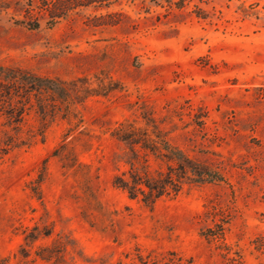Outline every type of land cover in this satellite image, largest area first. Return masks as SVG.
Listing matches in <instances>:
<instances>
[{"label":"rangeland","instance_id":"374dc122","mask_svg":"<svg viewBox=\"0 0 264 264\" xmlns=\"http://www.w3.org/2000/svg\"><path fill=\"white\" fill-rule=\"evenodd\" d=\"M174 1L0 0V81L66 89L40 94L43 140L5 144L0 112V264H264V0ZM151 121L223 180L186 177L153 207L114 186L112 130ZM40 126L31 111L20 136Z\"/></svg>","mask_w":264,"mask_h":264},{"label":"trees","instance_id":"16d2710c","mask_svg":"<svg viewBox=\"0 0 264 264\" xmlns=\"http://www.w3.org/2000/svg\"><path fill=\"white\" fill-rule=\"evenodd\" d=\"M49 1L52 6L60 2V0ZM96 1L76 0L73 4L85 5ZM183 2L184 0L174 1L177 6H181ZM6 70L8 72L3 75V78L9 79L15 76L11 73V69ZM16 74L22 77L30 87H11L9 81H0V112L4 118L3 125L14 131L13 135L6 134L5 144L12 146L29 144V138L36 136L43 140L45 125L53 121L55 105L45 106L40 94L42 91H49L53 95L63 96L66 92L65 87H60L55 80L26 76L20 71ZM31 111L38 117L41 126L36 131H32L29 137L23 138L20 136L21 129ZM151 122H147L146 126L120 123L112 130L111 135L128 148L124 159L128 168L115 174L114 186L124 190L129 198L139 199L144 205L153 207L160 198L177 195L186 177L200 183L223 180L220 174L191 159L181 148L171 142L153 121ZM150 133L154 134V137ZM150 155L156 161L165 159L169 162L167 171L152 169L149 163ZM41 180V176L37 178V182ZM32 190L37 197H40L37 187H33ZM37 230V226H33L24 236L27 244L40 236ZM48 234L44 233L43 236ZM45 250H47L46 254L43 253ZM35 254L46 260H51L55 256L51 248L43 246H39Z\"/></svg>","mask_w":264,"mask_h":264}]
</instances>
